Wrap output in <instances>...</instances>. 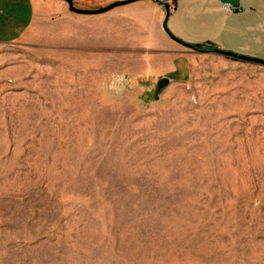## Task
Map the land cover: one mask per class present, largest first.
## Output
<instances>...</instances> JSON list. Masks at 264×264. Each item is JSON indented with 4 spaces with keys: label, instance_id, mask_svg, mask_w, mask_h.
I'll return each mask as SVG.
<instances>
[{
    "label": "rangeland",
    "instance_id": "rangeland-1",
    "mask_svg": "<svg viewBox=\"0 0 264 264\" xmlns=\"http://www.w3.org/2000/svg\"><path fill=\"white\" fill-rule=\"evenodd\" d=\"M30 9L0 0V264H264V66L153 0Z\"/></svg>",
    "mask_w": 264,
    "mask_h": 264
},
{
    "label": "crops",
    "instance_id": "crops-1",
    "mask_svg": "<svg viewBox=\"0 0 264 264\" xmlns=\"http://www.w3.org/2000/svg\"><path fill=\"white\" fill-rule=\"evenodd\" d=\"M36 1L31 0L28 24ZM223 4L229 9H224ZM168 15L167 29L186 44L264 58V0H175L168 7ZM161 32L171 39L162 28ZM181 47L192 51L182 44Z\"/></svg>",
    "mask_w": 264,
    "mask_h": 264
},
{
    "label": "water",
    "instance_id": "water-1",
    "mask_svg": "<svg viewBox=\"0 0 264 264\" xmlns=\"http://www.w3.org/2000/svg\"><path fill=\"white\" fill-rule=\"evenodd\" d=\"M66 5H67V9L71 12L77 13V14H97V13H101V12H105L113 7L116 6H120L135 0H118V1H114L111 2L110 4H107L101 8H96V9H83V8H77L75 6H73L72 4V0H63ZM154 2H159V4L162 5L163 7V11H164V16H163V20L161 22V28L163 29V31L173 40L179 42L180 44H182L185 47L188 48H193L195 46H193L192 44H186V43H182L179 40H177L176 38H174L173 36L169 35L168 32H166L165 30V20L166 17L168 15V3L165 0H153ZM213 52L220 54L224 57H228V58H233V59H237V60H242V61H246V62H250L253 64H257V65H261L264 66V60L263 59H259V58H253V57H248V56H244V55H239L237 53L234 52H230V51H225V50H219V49H213ZM168 84V79L166 77H159L157 79V81L155 82V88L159 89L162 88L164 86H166Z\"/></svg>",
    "mask_w": 264,
    "mask_h": 264
},
{
    "label": "trees",
    "instance_id": "trees-1",
    "mask_svg": "<svg viewBox=\"0 0 264 264\" xmlns=\"http://www.w3.org/2000/svg\"><path fill=\"white\" fill-rule=\"evenodd\" d=\"M193 46H195V47H193L192 49H194V50H197V51H204L202 48H203V46L202 45H199V44H193ZM206 47V46H205ZM207 48H209L210 50H213L214 48H212V47H207Z\"/></svg>",
    "mask_w": 264,
    "mask_h": 264
},
{
    "label": "built area",
    "instance_id": "built-area-1",
    "mask_svg": "<svg viewBox=\"0 0 264 264\" xmlns=\"http://www.w3.org/2000/svg\"><path fill=\"white\" fill-rule=\"evenodd\" d=\"M224 9H229V6L227 4L222 5Z\"/></svg>",
    "mask_w": 264,
    "mask_h": 264
}]
</instances>
